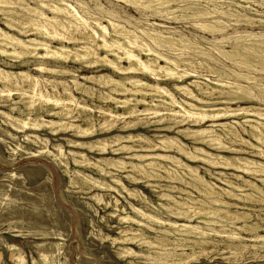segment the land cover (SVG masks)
<instances>
[{"label": "bare ground", "instance_id": "1", "mask_svg": "<svg viewBox=\"0 0 264 264\" xmlns=\"http://www.w3.org/2000/svg\"><path fill=\"white\" fill-rule=\"evenodd\" d=\"M29 1H33L34 6L27 0H0V56L3 58V65L18 62L24 68L16 71L0 65V100L3 99L10 108V112H0L6 124L18 132L26 129H47L54 136L62 132L83 140L96 138L104 132H112L118 120L131 118L143 122L160 117L157 123H168L156 127L155 131L161 133H155L152 137L128 133L96 143L68 140L69 146L90 153L97 152L100 156L108 153L114 156L129 154L127 159L132 160L131 162L121 159L98 160L94 166L101 175L111 174L107 172L106 167H112L117 172L124 171L130 182L138 184L144 178L161 177L164 176L161 173H164L170 180H182L184 184H179L192 186L200 195V199L188 196L181 197L180 200L167 193L158 195L159 200L168 203L159 205L168 216L188 222L200 216L202 219L197 225L164 220L159 213L147 214L131 205V211L137 218L119 215L120 222L150 228L165 237L158 236L155 241H151L141 233L135 238L123 237L113 241H120L124 245L126 242L138 240L137 243L146 245L149 250L141 257L152 264H177L175 257L187 260L189 255L184 253L185 248H189L192 254L196 249L204 252V245L212 243L213 246V239L217 236L225 239L224 243L228 246H244V238L230 231V226H235L237 221L243 219V214L232 215L221 207L228 206L223 196L228 199L235 197L233 199L236 200L240 195L236 192L244 193L246 188L226 178L217 177L227 187L220 186L209 181L199 172L198 167L190 163H204L215 169L234 170L238 174L233 175L242 180L245 187L257 192L256 199L259 198L258 200L264 203L262 187L251 179H257L264 186V105L256 96V93H259L264 98V34L248 33L235 37L223 35L221 39L205 40L211 45V48L207 49L187 39L179 31L166 35L158 29L166 26L150 23L148 19L142 22L131 18L134 23L130 21L129 25H125L110 18L107 20L108 25H105L102 19L92 15L88 4L82 0ZM116 1L123 2L139 12L148 11L167 19L176 18V13L184 12L188 18L197 20L194 25L202 31L213 34L218 32L219 35L225 32L224 27H229L234 19L237 23L241 20L250 24L255 22L247 15L232 10L230 6L227 9L218 6L219 1L215 0H204L205 4L202 0ZM74 4L82 9L81 12ZM260 5L264 6V3ZM256 13L258 16L264 15L258 10ZM257 22L264 27L263 18ZM211 23H216L222 29ZM223 60L232 66L226 65ZM36 61L39 63L33 68L37 72L34 74L26 68ZM49 62L52 64L47 65ZM67 64L108 72L79 75L77 71L63 66ZM201 76L205 77L204 81L200 79ZM58 77H70V81ZM187 79L190 80L186 83ZM88 83L122 95L121 98L114 97L105 91L103 98L112 101L116 105L115 109L120 108L123 113L99 106L91 108L83 105L74 90L87 95L91 93ZM168 85L173 88L170 89ZM177 94L182 97L179 98ZM97 99L100 102V98ZM40 101L52 105L53 108L45 109L52 119H47L37 112L36 105ZM95 111L104 118L100 129L94 126L92 117L87 114ZM74 112H78L80 118L81 115L85 116L83 122H86V126L74 123ZM139 124H142V128L149 127L147 122L125 121L120 129L125 132L135 131ZM184 124L190 126L185 128ZM235 125H238L240 130ZM37 140L38 137L35 142ZM185 140L190 141L192 146ZM46 148L44 145L42 150L45 151ZM134 148L147 153H134ZM58 152H61V149H58ZM243 153L252 155L246 156L242 155ZM72 156L77 168L87 169L93 165L83 152L73 153ZM62 162L67 166L66 161ZM98 163H103V166ZM77 173L86 184L93 183L102 189L106 185L89 175L79 171ZM112 181L141 204L153 206L152 201L144 194L135 189H126L117 178H112ZM174 181L176 183V180L172 183ZM178 190L180 189L176 191ZM253 194H245V198ZM262 203L260 202L261 205ZM223 213L224 215H221ZM152 225H168L171 232L163 229L159 231ZM217 226L220 228L216 229ZM245 228V225L240 227L244 230ZM127 231L133 230L124 229L122 232ZM170 235H174L173 242H169ZM254 240L264 244L263 236L257 235ZM168 244L175 247L169 250ZM175 248H181L182 254L178 255ZM131 250L122 249L125 254L138 256ZM255 258L262 261L264 255ZM225 259L229 260V257ZM20 264H24L23 260H20Z\"/></svg>", "mask_w": 264, "mask_h": 264}, {"label": "rangeland", "instance_id": "2", "mask_svg": "<svg viewBox=\"0 0 264 264\" xmlns=\"http://www.w3.org/2000/svg\"><path fill=\"white\" fill-rule=\"evenodd\" d=\"M82 1L88 4L92 15H94L95 18L98 17L102 19L105 25H108L107 20L110 18L122 22L125 25H129L128 22L130 21L134 23L131 18L142 22H146L148 19L150 20V23L155 22L166 26V28H158L162 32L166 33V35H171V32L173 31H179L187 39L192 40L197 44L199 43V46L207 49H210L211 45L205 40L221 39L223 35L235 37L237 35L245 36L248 33L264 34V27L257 22L260 18L264 19V6L260 5V3H264V0H242V2L241 0H215L216 2L221 1L220 3L217 2L218 6L225 9L230 6L232 10L237 11L241 15H247L255 21L253 24L245 22L244 20L237 23L234 19L231 21L229 27H224L225 32L221 33V35H219L218 32L213 34L202 31L194 25L197 20L188 18L184 12L176 13V18L170 17V19H167L166 17H160L152 12H139L135 9L129 8L123 2L121 3L116 0ZM27 2L34 6L33 1L27 0ZM202 3L205 4L204 0H202ZM74 6H76V4H74ZM77 8H79L78 10L81 12L82 9L80 7ZM174 8L176 7L174 6ZM256 10L262 12L263 14L261 15L263 16H258ZM46 13L49 15V11L46 10ZM1 18L2 16L0 15V23L2 22ZM208 21L211 22V20ZM211 25L218 26L216 23H211ZM1 26L4 27L2 24ZM219 28L222 29V27ZM2 59L3 58L0 56V65L3 67L16 71L24 69L18 62H12L8 66L3 65ZM38 63V61L32 62L26 69H29L32 73L37 74L33 68ZM224 63L228 66H232L226 61H224ZM51 64L52 63L50 62L47 63V65ZM63 66L77 71L79 75H92L102 72L101 69L88 70L73 64ZM107 72L108 71H103L102 73ZM203 74L206 75L207 73H202V75ZM58 78L70 81V77ZM204 78V76L200 77L202 81H204ZM189 80L190 79H187L185 82L187 83ZM88 84L91 89V91H89L92 94L89 93L87 95H82V93L78 92L76 89L74 90V94L80 98V102L83 105L91 108L99 106L102 109H111L112 111L123 113L122 109H115L116 105L112 101L103 98L105 91L110 92L109 90L102 89L90 83ZM168 87L170 89L173 88L172 85H168ZM110 94L114 97H123L122 95L112 92H110ZM256 94V96L262 101L261 104L264 105V98H262L259 93ZM177 96L179 98L182 97L180 94H177ZM98 97L100 98V102L99 99H97ZM13 98L15 99V96H13ZM2 100H0V112H10L9 104ZM16 101H19V99H16ZM85 101L87 104H84L86 103ZM45 104L41 101L38 102L36 105V109L38 110L37 112L47 119H52V117L47 115L46 110L53 107L46 102ZM87 114L92 117L94 126L97 127V129H100V126L104 123L103 116H101L97 111L94 113L88 112ZM73 117L76 118L74 123L86 126V122H83V118L85 117L84 115H81V119L79 113L74 112ZM159 119L160 117H155L143 120V122L131 118L118 120L114 124L115 127L112 132H104L103 134H99L96 138L81 140L74 138L71 134H64L62 132L57 133L54 136L47 129H40L37 131L26 129L23 132H18L9 127L5 122V118L0 114V264H20V260H23L24 264H152L141 257L142 254L146 255L149 250L146 245L141 246L140 243H137L138 240L134 241L135 243L132 241L126 242L124 245H122L120 241H113L114 239L118 240L123 237L135 238L141 233L142 236L150 239L151 241H155L158 236L165 237L163 236L164 234L156 232L150 228H141L140 226L130 222H120L119 215H127L132 218L136 217V215L131 211V205L142 209L147 214L159 213L164 220L197 225L198 221L201 220L202 217L198 216L197 218H194L192 222L172 218L168 216V213L159 206L162 203L166 204L167 202L158 199V195L162 193L170 194L177 200L188 196L193 199H200L199 193L192 186H189L186 183L185 186L182 185L184 184L182 180L180 181L182 184H179L180 182H178V179L170 180V178H167L164 173H161L164 176H156L151 179L144 178L145 181L142 179L140 183L136 184L127 179V174L124 171L117 172L112 167H106L107 172H111V174L104 176L101 175L98 172L97 167L94 166L95 163L97 164L98 160L121 159L124 162H131L132 160L127 159L129 154L125 153L119 156H114L108 153L104 156H100L97 152L90 153L88 151L78 150L68 145V140H80L82 142L96 143L97 141L104 140L115 135H126L128 133L144 134L152 137L155 133H161L155 131L156 127H161L163 125H167L168 123H157ZM125 121L128 123L147 122L149 123V127L142 128V124H139L135 131L125 132L120 129L124 126ZM184 125L183 127L185 128L190 126L189 124L186 126ZM235 126L240 130L238 125ZM172 135L176 134L172 133ZM36 137H38L39 140L35 142ZM243 137L245 138L246 136L244 135ZM185 142L190 147L192 146L190 141L185 140ZM44 145L47 146L45 151L42 150ZM58 149H61V152H58ZM136 151L144 154L147 153L137 150L136 148L132 150L134 153H136ZM76 152H83L86 154L88 160L93 163V165L87 169L77 168L74 165L72 156V154ZM57 153L60 156H58ZM242 155L251 156L252 154L243 153ZM62 161H66L67 166ZM163 164L165 163L163 162ZM190 164L198 167L199 172L209 181L215 182L220 186L227 187L218 178H226L234 184L246 188L244 189V193H240L238 191L236 192L237 195L240 194L237 196L236 200L233 199L235 197H229L232 199H228L226 196H223V200L228 202V206L230 204V207H221L224 210H228L232 213V215H235L236 213L239 215L243 214V216L241 215V217H243L241 220L244 222L241 220L237 221L236 225L230 226L231 230H229L238 235L240 234V236L244 238L242 243L244 246L239 248L228 246L224 243L225 239L217 236L213 239L215 241L213 246L212 243L204 245V252H202L201 249H196V252H193L192 254V251L189 248H185L184 253L189 255L188 259L185 260L183 257H175V263L264 264V260L259 261V258H255L257 256L264 255L263 242L254 240V237L257 235L264 237V203H262L261 200H258L259 198L256 199L258 193L249 187H245L246 185H243V181L238 180L237 177L233 175V173L236 172L232 169H215L205 165L204 163ZM98 165L103 166V163H98ZM78 171L89 175L91 178L106 185L103 186V189L93 183H87V185L80 179L82 177L79 173H77ZM219 172H223L224 174H219ZM73 174L74 176H72ZM112 178H117L119 181H122V184L126 189H135L141 194L147 196L152 201L154 208L153 206H148L143 203L141 204V202L137 199L135 200V198L131 197L124 188L119 187L115 182H113ZM76 179L81 181L77 180V182ZM251 179L256 182L257 185L262 187V193L264 194L263 184L255 178ZM173 180H176V183L175 181L172 183ZM177 189L180 190L176 191ZM252 193L255 195L253 194L252 196L250 195L251 197L248 196L245 198V194L249 195ZM251 202H255L253 203L254 205L251 204ZM234 205L237 207L235 208ZM217 208L214 207V209ZM221 215H224V213ZM249 215L251 216L249 217ZM244 225L246 227L245 230L240 229V227H244ZM152 227L159 229V231L160 229H163V231L167 230L171 232L168 225H163L162 227L164 228L156 225H152ZM253 227H255L254 230ZM215 228L219 229L220 227L217 226ZM258 228L260 229L258 230ZM124 229H132L133 231H127L124 233L122 232ZM173 236L174 235L169 236V242L174 241L175 238ZM174 247V245L168 244L167 248L171 250ZM123 248L132 249L131 251H133L135 255L138 254V256L123 253ZM175 252L178 255L182 254L181 248H175ZM224 257H229V260H226ZM168 264L173 263L169 262Z\"/></svg>", "mask_w": 264, "mask_h": 264}]
</instances>
